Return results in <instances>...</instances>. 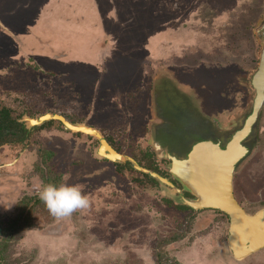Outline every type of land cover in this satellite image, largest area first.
<instances>
[{"label":"rangeland","instance_id":"rangeland-1","mask_svg":"<svg viewBox=\"0 0 264 264\" xmlns=\"http://www.w3.org/2000/svg\"><path fill=\"white\" fill-rule=\"evenodd\" d=\"M263 21L264 0H0V110L62 115L140 155L157 109L158 140L184 156L199 136L224 139L251 113ZM224 100L245 113L221 132L201 113L225 114ZM63 127L53 121L0 149V229L21 213L35 220L0 235V264H261L264 250L231 256L225 214L166 205L141 176L98 163L92 138ZM253 137L234 179L250 214L264 209V109ZM37 163L78 186L88 206L58 218L38 205L46 184Z\"/></svg>","mask_w":264,"mask_h":264},{"label":"water","instance_id":"water-1","mask_svg":"<svg viewBox=\"0 0 264 264\" xmlns=\"http://www.w3.org/2000/svg\"><path fill=\"white\" fill-rule=\"evenodd\" d=\"M256 33L261 46L259 63L256 71L249 76L250 81L248 80L252 88L253 106L242 126L234 129L236 131L224 139L220 138L219 134L217 137L199 136V141H196L188 156L180 161L165 155L161 147L153 146L160 159L173 161L171 174L182 183L185 191L195 197L194 199L183 198L181 192L175 190L165 179L140 167L130 158L118 154L109 146L103 135L92 127L72 124L62 116L54 114H46L36 120L26 117L24 121L28 129L52 120L60 121L66 131L85 134L99 140L100 145L94 152L97 159L113 163L130 161L137 171L158 180L163 195L171 197L175 203L195 211L216 210L225 214L230 225L227 239L229 252L235 260H243L264 249V209L250 214L234 197L236 169L251 154L253 135L264 109V21L258 23ZM210 132L216 135L212 129ZM165 185L172 189L173 194L168 193Z\"/></svg>","mask_w":264,"mask_h":264},{"label":"flooded vegetation","instance_id":"flooded-vegetation-1","mask_svg":"<svg viewBox=\"0 0 264 264\" xmlns=\"http://www.w3.org/2000/svg\"><path fill=\"white\" fill-rule=\"evenodd\" d=\"M196 71H198V70H196ZM193 73H194V71L191 72V74H193ZM198 73H200V72H198ZM154 99H156V97H154ZM154 103H155V100H154ZM222 103L226 105V110H228V111L225 110L226 111L225 114L220 112V111H217L218 112L217 113L215 110L213 112H210V113H207V114L205 112L204 113H201L200 111L199 112L207 120L210 121L211 125L213 126V128L215 130L221 131V132L230 131V130H232L235 127L238 126V120L241 118V116L245 112L244 111L243 112H239V114L236 115V113L234 111H230L231 107L233 106V104H232L233 102H227V101L224 100ZM222 106H224V105H222ZM155 107H156V104H155ZM5 108H7V107H5ZM7 109H10V108H7ZM10 110H11L12 115L15 118V120H17L19 123L24 125L26 130L29 132V135H28L27 139H25V141H23L21 143L6 144V145L1 146L0 149L1 148H5V147H11V146H20V145H23V144L25 145L28 142V139L30 138L31 133L34 130L43 129L44 128L43 126H45V124H47V123L49 124V123H52L53 121H57V120H52L50 122L44 123L41 126L33 127L31 129H28L27 126H26V122L24 121V118L28 117L30 119L36 120V119H38V118H40V117H42V116H44L46 114H49V113H41V111H39V110H35V111L34 110H32V111L27 110V112L24 114V116L20 115V117H17V116L14 115L12 109H10ZM155 110H156V113H154V114H152V111L150 112V114L152 115V118H149V124L147 125L148 129L146 128L145 130L141 131L142 127L140 125H138L137 122H133L135 125L139 126L141 133L144 132V135H145V136H141V140L145 144H144V147H142V149L140 151L141 152L140 155L136 154V152L129 151V150H126L125 148L121 147V145L118 144V136H115L114 134L112 135V134L103 133V132L101 133L99 130H97V131H99L103 135V138L106 140V142L109 144V146L113 150H115L118 154L130 158L131 160L135 161L140 167H142L144 169H147V170H149V171H151L153 173H156L157 175H159L160 177L165 179L169 184L172 185V187L175 190H178L179 192H181V194L183 195V198H185V199H194L195 197L192 196V194H190L189 192L185 191L182 183L179 182L178 180H176V178L173 176V174H171L170 170L174 167L173 161L172 160L169 161V160H165V159H160L159 156L157 155V153L154 150L155 146L156 147H161L163 149V151L165 152L164 153L165 155H167L169 157H173V158H175V159H177L179 161L184 159V158H186L188 156V154L190 153V151H191L190 150V151L186 152V154L184 156H181L179 154V152L169 150L168 148H166L164 146V144L162 142H160L158 140L157 137H158L159 129L162 126V118H161L160 114L157 113L158 110L157 109H155ZM150 114H149V116H150ZM54 115H58V114H54ZM59 116H62V115H59ZM62 117L65 118L70 123L73 122L68 117H64V116H62ZM57 122L59 123V126L62 127L63 124L60 121H57ZM80 125H82V124H80ZM77 134H81V133H77ZM81 135H85V134H81ZM85 136H87L89 138H92V140L94 142H96V146H95L96 149L99 147V145H100L99 140H97L96 138H93L91 136H88V135H85ZM124 136L125 135L123 134V137ZM146 139H148V140L146 141ZM199 139H198V141H199ZM139 146L140 145H138V147ZM250 155L237 167L236 174L238 173V171H240L241 167L244 166L246 161L249 159ZM93 156H94V154H93ZM94 159L98 163H111L115 167V169L118 172H120V173H123L124 172L123 170L128 169L129 172L141 176L143 181L149 182L151 184V186H153L157 190V192L160 194L161 199L163 200V202L166 203V205H168L170 207H174L176 210L178 209L181 212H187V213H192V214H197V213L203 212V211H214V212H217V213L219 212V211H216V210L195 211V210H192L191 208H189V207H187L185 205H181V204L175 203V201L171 197H167V196L163 195L162 186H161V184H160V182L158 180H156L155 178L151 177L149 174L137 171L134 168L133 164L130 161H128V160L120 162V163H113V162H109V161H106V160L97 159L95 156H94ZM7 163L8 162H6V164ZM6 164L4 163V165H6ZM142 180H136V183L138 185H140L141 187L144 184ZM165 188L168 189V193L173 194L172 193V189L168 185H165ZM176 195L178 196V194H176ZM169 196H171V195H169ZM234 197L236 199L235 193H234ZM236 201L238 202V204L246 212L249 213V211L246 208H244L242 206V204L239 203V201L237 199H236ZM261 210H263V209H261ZM261 210H259V211H261ZM259 211H257V212H259ZM257 212H255V213H257ZM227 219L229 220L228 217H227ZM228 234H229V232H228ZM263 250L264 249L260 250L259 252L255 253V254L247 257V258L250 259V257H252V256L255 257L256 256V258L259 259L260 257H258L257 255H260ZM247 258H245L243 260H240V261L237 260V261L238 262H243ZM262 260L263 261H257V262H259L261 264H264V257H262ZM251 263L252 262H250L249 264H251Z\"/></svg>","mask_w":264,"mask_h":264},{"label":"trees","instance_id":"trees-1","mask_svg":"<svg viewBox=\"0 0 264 264\" xmlns=\"http://www.w3.org/2000/svg\"><path fill=\"white\" fill-rule=\"evenodd\" d=\"M51 125V123L45 124L46 127ZM29 132L26 130L23 124L19 123L12 115L10 109L3 108L0 110V147L6 144H14V143H21L27 139ZM41 163H37L36 172L40 175L41 179L45 182L46 185L53 184V185H60V177L53 176L51 172L44 174V171L39 168ZM38 205H44L41 199L38 200ZM222 214L221 212H218ZM224 216V214H222ZM35 226V220L30 216H24L21 213L15 220L11 222L9 225V229H0V235L3 239H9L16 236L20 231L25 229H32ZM172 238L169 243L174 241H178L181 237Z\"/></svg>","mask_w":264,"mask_h":264},{"label":"clouds","instance_id":"clouds-1","mask_svg":"<svg viewBox=\"0 0 264 264\" xmlns=\"http://www.w3.org/2000/svg\"><path fill=\"white\" fill-rule=\"evenodd\" d=\"M39 198L54 217L70 216L74 211L88 206V198L76 185H45ZM26 231V230H25Z\"/></svg>","mask_w":264,"mask_h":264}]
</instances>
